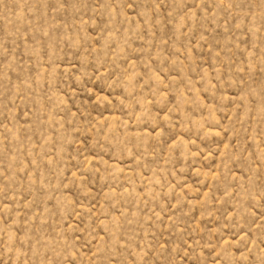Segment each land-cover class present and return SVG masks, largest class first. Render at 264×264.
I'll list each match as a JSON object with an SVG mask.
<instances>
[{
    "label": "rangeland",
    "instance_id": "1",
    "mask_svg": "<svg viewBox=\"0 0 264 264\" xmlns=\"http://www.w3.org/2000/svg\"><path fill=\"white\" fill-rule=\"evenodd\" d=\"M0 264H264V0H0Z\"/></svg>",
    "mask_w": 264,
    "mask_h": 264
}]
</instances>
